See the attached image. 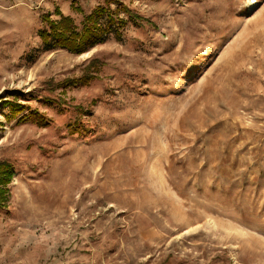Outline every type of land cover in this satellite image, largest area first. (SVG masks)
I'll use <instances>...</instances> for the list:
<instances>
[{
    "label": "rangeland",
    "instance_id": "1",
    "mask_svg": "<svg viewBox=\"0 0 264 264\" xmlns=\"http://www.w3.org/2000/svg\"><path fill=\"white\" fill-rule=\"evenodd\" d=\"M110 1L0 0V264H264V0ZM97 5L144 19L44 47Z\"/></svg>",
    "mask_w": 264,
    "mask_h": 264
},
{
    "label": "trees",
    "instance_id": "2",
    "mask_svg": "<svg viewBox=\"0 0 264 264\" xmlns=\"http://www.w3.org/2000/svg\"><path fill=\"white\" fill-rule=\"evenodd\" d=\"M110 3V0H106ZM73 7V3H71ZM78 9L77 7L75 8ZM123 11L128 15V18L134 22L143 20L138 13L132 11L126 5H121L116 8L114 12H110L107 7L103 5H97L86 14L82 20V25L78 29L73 23V19L70 15L63 14L58 8L54 9V14L58 15V19H52L48 13H43L41 21L44 24L42 28L38 30V36L46 49L51 47L64 48L72 53L80 54L91 48L97 43H101L105 39V35L114 32L116 37H119L122 27L125 21L122 18L116 19L113 14H118L119 11ZM106 14L108 21L105 26L99 23L101 17ZM114 24V27L111 25ZM120 24V26H119ZM95 60L92 59L88 66H95ZM95 78L93 73L87 72L77 77H65L61 81L54 82L49 81L55 86H74L87 84L91 79ZM48 83V82H47ZM44 100L48 103H56L57 105L66 104V101L61 98H52L45 96ZM76 108L80 109L81 105H75ZM20 112L19 109L14 108V104H11V116L15 117ZM28 119L38 126H43L49 123L50 118L43 112L38 110H32L21 116L20 119ZM16 174V168L14 164L7 159H0V207L7 204L10 197L9 184Z\"/></svg>",
    "mask_w": 264,
    "mask_h": 264
}]
</instances>
